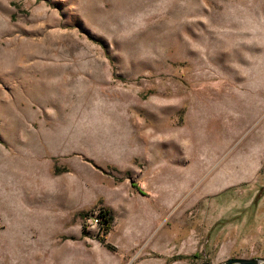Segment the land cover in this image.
<instances>
[{
	"label": "rangeland",
	"instance_id": "1",
	"mask_svg": "<svg viewBox=\"0 0 264 264\" xmlns=\"http://www.w3.org/2000/svg\"><path fill=\"white\" fill-rule=\"evenodd\" d=\"M263 138L264 0H0V264L264 258Z\"/></svg>",
	"mask_w": 264,
	"mask_h": 264
},
{
	"label": "crops",
	"instance_id": "2",
	"mask_svg": "<svg viewBox=\"0 0 264 264\" xmlns=\"http://www.w3.org/2000/svg\"><path fill=\"white\" fill-rule=\"evenodd\" d=\"M259 147H260V150L258 151V154H257V160H258V165L259 166H261L262 164H263V161H264V138L262 139V141H260V143H259ZM256 166V165H255ZM259 168H257V167H253L252 165H249V164H247V165H245L244 167H239L238 168V170H240V171H256V170H258ZM173 179H172V181H170V183H172L171 184V187H173V184H174V179L176 178V176H173L172 177ZM257 180L256 181H254V182H252V183H250V184H247V185H244L243 187H244V189L241 191L240 190V192L238 193V195H241V197L242 196H245V194H247V188H245V187H252V188H254V191L256 192V187H258V184H257ZM262 186V185H264V181L263 182H261L260 181V184H259V186ZM227 191H229V190H227ZM254 191H253V193H254ZM224 192H226V191H224ZM223 192V193H224ZM222 193V194H223ZM232 194V193H231ZM230 194V195H231ZM229 195V196H230ZM170 196V195H169ZM171 196H175V194H171ZM219 196V195H218ZM217 196V197H218ZM217 197H215V198H217ZM246 198V197H245ZM264 198L262 199V201H260V203L258 204L259 206L258 207H256V208H254V215L255 214H258L260 217H261V220H263L264 221ZM251 207V203H250V198L249 199H245V200H243V206H242V210H248L249 208ZM250 210V209H249ZM219 220H216V221H214L213 223H211V228L212 227H214L215 225H216V223L218 222ZM206 243H207V241H205Z\"/></svg>",
	"mask_w": 264,
	"mask_h": 264
},
{
	"label": "water",
	"instance_id": "3",
	"mask_svg": "<svg viewBox=\"0 0 264 264\" xmlns=\"http://www.w3.org/2000/svg\"><path fill=\"white\" fill-rule=\"evenodd\" d=\"M201 264H211L204 262ZM220 264H264L263 257H253V258H227L222 261Z\"/></svg>",
	"mask_w": 264,
	"mask_h": 264
},
{
	"label": "bare ground",
	"instance_id": "4",
	"mask_svg": "<svg viewBox=\"0 0 264 264\" xmlns=\"http://www.w3.org/2000/svg\"><path fill=\"white\" fill-rule=\"evenodd\" d=\"M224 186V182H220V183H218L217 184V187L216 188H220V187H223ZM173 187H175V185H173ZM174 190L172 191V194H175V191H176V194H181V192L183 191V190H181V189H175V188H173ZM217 190V189H216ZM223 252H224V249H222V251H221V253H220V255L221 254H223ZM23 260H21V262H22Z\"/></svg>",
	"mask_w": 264,
	"mask_h": 264
},
{
	"label": "trees",
	"instance_id": "5",
	"mask_svg": "<svg viewBox=\"0 0 264 264\" xmlns=\"http://www.w3.org/2000/svg\"><path fill=\"white\" fill-rule=\"evenodd\" d=\"M106 216H107V214L105 213L103 217H104V221L106 222V225H105V230L107 231V230H108V228H109V225H108V219H107V217H106Z\"/></svg>",
	"mask_w": 264,
	"mask_h": 264
}]
</instances>
